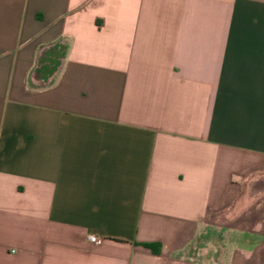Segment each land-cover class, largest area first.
I'll return each mask as SVG.
<instances>
[{"label": "crops", "instance_id": "obj_1", "mask_svg": "<svg viewBox=\"0 0 264 264\" xmlns=\"http://www.w3.org/2000/svg\"><path fill=\"white\" fill-rule=\"evenodd\" d=\"M0 264H264V0H0Z\"/></svg>", "mask_w": 264, "mask_h": 264}, {"label": "built area", "instance_id": "obj_2", "mask_svg": "<svg viewBox=\"0 0 264 264\" xmlns=\"http://www.w3.org/2000/svg\"><path fill=\"white\" fill-rule=\"evenodd\" d=\"M50 48L51 51L49 53H44V56L37 61V67H42L43 65H51L52 59L59 58L62 55L63 45L60 42L53 43ZM88 240L93 243L99 244L102 242L103 238L95 234H89Z\"/></svg>", "mask_w": 264, "mask_h": 264}, {"label": "rangeland", "instance_id": "obj_3", "mask_svg": "<svg viewBox=\"0 0 264 264\" xmlns=\"http://www.w3.org/2000/svg\"><path fill=\"white\" fill-rule=\"evenodd\" d=\"M214 239V241H212V242H209V239L207 238V237H205V238H200V240H199V242H196V243H194V244H196V248L194 249V251H195V253H197L198 252V255H199V257L201 258V257H203V256H206V257H208V253H207V251H203L204 249H207V245L208 244H211V245H214V247L216 248V246H218V244H221V242L223 241V237H217V238H213ZM233 239H235V240H239V236H237L236 237V235L233 237ZM203 247V248H202ZM202 248V249H201ZM199 249L201 250V251H199ZM191 251H193V250H191ZM193 251V252H194ZM206 252V253H205Z\"/></svg>", "mask_w": 264, "mask_h": 264}, {"label": "trees", "instance_id": "obj_4", "mask_svg": "<svg viewBox=\"0 0 264 264\" xmlns=\"http://www.w3.org/2000/svg\"><path fill=\"white\" fill-rule=\"evenodd\" d=\"M144 245L147 247L153 248L156 251V248L152 243H145Z\"/></svg>", "mask_w": 264, "mask_h": 264}]
</instances>
